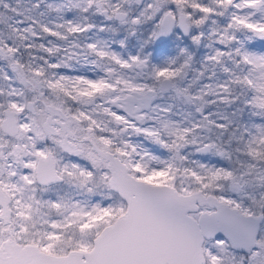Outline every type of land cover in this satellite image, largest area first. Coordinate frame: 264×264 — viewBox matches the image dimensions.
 Returning <instances> with one entry per match:
<instances>
[{"label": "snow or ice", "instance_id": "6c2138e0", "mask_svg": "<svg viewBox=\"0 0 264 264\" xmlns=\"http://www.w3.org/2000/svg\"><path fill=\"white\" fill-rule=\"evenodd\" d=\"M0 264H264V0H0Z\"/></svg>", "mask_w": 264, "mask_h": 264}]
</instances>
